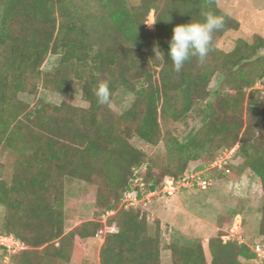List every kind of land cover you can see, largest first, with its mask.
I'll list each match as a JSON object with an SVG mask.
<instances>
[{"label":"trees","instance_id":"obj_1","mask_svg":"<svg viewBox=\"0 0 264 264\" xmlns=\"http://www.w3.org/2000/svg\"><path fill=\"white\" fill-rule=\"evenodd\" d=\"M0 0V151L16 159L9 183L0 175V205L7 209L3 233L22 241L26 249L12 264H69L75 240L95 237L100 225L83 223L64 233L62 199L66 179L104 181L115 211L100 250V264H161L159 240L150 234L143 212L117 209L127 192L142 182L148 192L163 187L167 178L181 182L192 162L209 165L223 152L236 148L235 159L221 178L253 172L261 182L259 235L264 237V39L240 41L225 53L217 41L239 23L221 11L216 0ZM223 16L224 27L213 34V46L201 63L190 59L180 72L169 60V41L175 26L202 20L204 11ZM154 12L155 27L147 28ZM158 46L164 60L155 59ZM58 57L44 71L47 57ZM221 74L225 88L210 91ZM98 81H107L111 103L100 105L94 95ZM79 85L87 108L63 102L31 108L21 95L40 88L66 95ZM120 89L133 95L132 105L117 114L111 104ZM200 125L184 138L162 130L161 121ZM137 137L148 144L163 142L167 163L156 178L145 153L131 144ZM229 171V172H228ZM239 178V176L237 177ZM141 183V182H140ZM162 189V188H161ZM154 240V241H153ZM173 264H252L257 254L244 243L209 240L211 263L201 243H172ZM260 264H264V261Z\"/></svg>","mask_w":264,"mask_h":264},{"label":"rangeland","instance_id":"obj_2","mask_svg":"<svg viewBox=\"0 0 264 264\" xmlns=\"http://www.w3.org/2000/svg\"><path fill=\"white\" fill-rule=\"evenodd\" d=\"M128 1L133 10L137 9L139 5L137 0ZM216 5L239 23V29L228 30L219 37L217 41L219 50L230 53L240 41L252 44L256 37L264 39V0H216ZM154 27L155 15L152 11L147 20V28L154 29ZM259 54L264 55V49ZM57 63L58 57L50 55L43 65V70L52 71ZM224 82L222 75L217 74L213 78L209 90L224 89ZM257 87L261 91V97H264V85L259 82ZM21 99L28 103L31 108L43 103L60 105L63 102L79 108L88 107L79 85H73L66 95L40 88L36 95L23 94ZM132 103L133 95L120 89L111 107L117 114H122ZM161 125L164 132L167 130L178 138H184L200 123L190 118L186 123L162 120ZM131 144L145 153L149 165H152L155 170L156 178L161 177L167 163V148L164 143L148 144L137 137H133ZM15 159L13 154L0 151V175L6 184L11 180ZM232 163L238 165L241 163V159H233ZM209 166L211 165L205 164L204 159H202L192 162L189 167L190 173L195 174L204 171L202 178L212 180V185L206 190L197 186H185L175 193L168 194L164 191L161 192V188H163L161 187L157 190L156 195L150 196L148 186L145 184L144 191H140V198L136 197L138 193L135 191L132 196H127L128 192L125 193L120 200L118 210L122 208L137 209L145 214L150 226V234L154 240H159L161 264H173L172 252L169 249L170 244L173 243L170 239L171 236L182 238L177 243L180 245L201 243L208 263H211V255L208 249L209 240L219 235H222V240L225 242L235 240L248 245L252 250L257 245L264 250V237L259 235L262 206L260 179L249 170L241 177L236 173V179H233L234 176L223 179L219 172L208 170ZM146 167L148 164L137 169L139 178H143L142 174ZM238 176L239 178H237ZM139 183L133 182L132 186ZM110 198L105 191L104 181L101 177H97L91 183L77 179H66L62 199L64 233L67 234L74 229L76 230L83 223L90 221L100 225L98 231L100 237L107 236L109 233H116L118 231L116 225L110 224L115 211L106 210ZM7 213V209L0 205L1 231ZM99 241L101 244V240ZM100 244L94 243L89 249L93 259H71L69 264H100V259H96ZM80 248L81 252L86 250L84 244ZM14 254V252L8 251L7 248L0 245V264H12ZM261 262L259 259L251 261L252 264H260Z\"/></svg>","mask_w":264,"mask_h":264},{"label":"clouds","instance_id":"obj_3","mask_svg":"<svg viewBox=\"0 0 264 264\" xmlns=\"http://www.w3.org/2000/svg\"><path fill=\"white\" fill-rule=\"evenodd\" d=\"M203 19L177 25L172 30L169 43V60L175 72H180L192 58L203 62L213 46V34L224 27L223 16H217L212 11L201 13ZM154 58L164 60V54L158 46L153 48ZM97 103H111V91L107 81H98L94 88Z\"/></svg>","mask_w":264,"mask_h":264},{"label":"built area","instance_id":"obj_4","mask_svg":"<svg viewBox=\"0 0 264 264\" xmlns=\"http://www.w3.org/2000/svg\"><path fill=\"white\" fill-rule=\"evenodd\" d=\"M235 151L236 148L230 150V151H226L221 153L213 163H211L208 168V170H215V169H223L226 165H228L229 162H232L234 157H235ZM204 171H199L194 173H189L187 174V176L181 181V182H177L173 179V178H167L165 180L164 186L161 189V192H167L168 194H172L175 193L177 190H179L182 187L185 186H197L200 189L206 190L209 186L212 185V180H206L203 179L202 177H204L203 175ZM229 172V171H228ZM141 182V183H139ZM136 183H139L142 190L144 188V183L142 182V179H137ZM166 189V191H165ZM168 189V190H167ZM132 193L135 194V191H131L128 192L127 196H132ZM157 194V191L155 192H149L150 196H154ZM136 197H138V195H136ZM0 245L3 246L4 248H7L8 251H12L15 254L21 250L26 249L25 245L23 242H21L19 239H17L16 237H14L13 235H7L5 233H3V231L0 230ZM256 254L257 257L260 261H264V251L261 249V246L257 245V247H255V249L253 250ZM261 262V263H262Z\"/></svg>","mask_w":264,"mask_h":264},{"label":"crops","instance_id":"obj_5","mask_svg":"<svg viewBox=\"0 0 264 264\" xmlns=\"http://www.w3.org/2000/svg\"><path fill=\"white\" fill-rule=\"evenodd\" d=\"M176 232H179V231L176 230ZM105 238H106L105 235L103 237H100L99 233H97V235L95 237L86 238V239H81V238L77 237L75 240V247H74V250H73V253H72V256L70 259H93L89 249H90L91 245L94 243L100 244L99 240H101V244H100L98 252H97L98 255L96 256V259H100V250H101V248L105 242ZM170 239H171V242L178 243V240H180L182 238H179V236H178V238H176V236H171ZM82 244H84V248L86 249L84 252L80 251L81 250L80 247ZM87 250H89V251H87Z\"/></svg>","mask_w":264,"mask_h":264}]
</instances>
